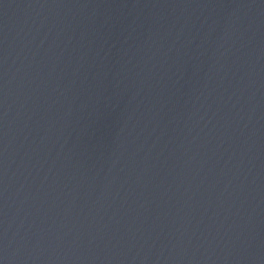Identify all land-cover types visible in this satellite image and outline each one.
Instances as JSON below:
<instances>
[{
    "label": "water",
    "instance_id": "obj_1",
    "mask_svg": "<svg viewBox=\"0 0 264 264\" xmlns=\"http://www.w3.org/2000/svg\"><path fill=\"white\" fill-rule=\"evenodd\" d=\"M0 264H264V0H0Z\"/></svg>",
    "mask_w": 264,
    "mask_h": 264
}]
</instances>
